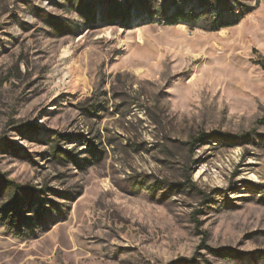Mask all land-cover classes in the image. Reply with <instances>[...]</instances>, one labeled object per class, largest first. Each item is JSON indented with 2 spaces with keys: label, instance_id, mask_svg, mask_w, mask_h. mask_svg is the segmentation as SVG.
<instances>
[{
  "label": "rangeland",
  "instance_id": "374dc122",
  "mask_svg": "<svg viewBox=\"0 0 264 264\" xmlns=\"http://www.w3.org/2000/svg\"><path fill=\"white\" fill-rule=\"evenodd\" d=\"M117 1L0 0V264H264V0Z\"/></svg>",
  "mask_w": 264,
  "mask_h": 264
},
{
  "label": "trees",
  "instance_id": "16d2710c",
  "mask_svg": "<svg viewBox=\"0 0 264 264\" xmlns=\"http://www.w3.org/2000/svg\"><path fill=\"white\" fill-rule=\"evenodd\" d=\"M109 1L111 3L110 17L113 21H118L122 23L123 21H126L128 18H130L131 16L130 7H124L117 0H109ZM186 1L191 2L192 0H186ZM228 9L234 10L233 8H228ZM223 10L224 9H221V11ZM250 11L251 10H248V12ZM150 15L151 18H153L156 15L160 17H164L165 25L172 26L178 24H187L192 28L200 27L208 31H220L224 28L234 26L238 24L241 18L243 17V14L241 16H225L222 12L220 13V11H216L214 9V4L212 3H207L202 5L199 10L195 8L187 9L185 6H183V7H176L171 13H169L167 10H161V11L158 10V14L156 12H152V13L150 12ZM260 63L264 67V60H262ZM190 144L195 145L194 142H190ZM7 183L10 186L16 187L17 189H22L23 191L30 193L31 196L36 195L39 191L36 188V186L33 185H21L13 180H7ZM192 185H195V183L192 182ZM11 205L20 206L21 203L14 200V202H12ZM38 214L40 217L41 214L40 213ZM9 218L12 219L11 223H14L13 221H15L16 214L11 215ZM181 260L187 261L186 258H181L179 261H176L175 263H178Z\"/></svg>",
  "mask_w": 264,
  "mask_h": 264
},
{
  "label": "bare ground",
  "instance_id": "6f19581e",
  "mask_svg": "<svg viewBox=\"0 0 264 264\" xmlns=\"http://www.w3.org/2000/svg\"><path fill=\"white\" fill-rule=\"evenodd\" d=\"M68 52V50H65V53H67Z\"/></svg>",
  "mask_w": 264,
  "mask_h": 264
}]
</instances>
